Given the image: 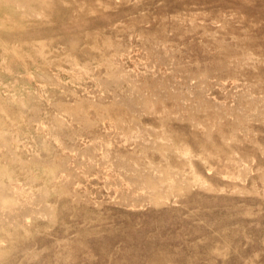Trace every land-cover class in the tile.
Returning a JSON list of instances; mask_svg holds the SVG:
<instances>
[{
  "label": "rangeland",
  "instance_id": "1",
  "mask_svg": "<svg viewBox=\"0 0 264 264\" xmlns=\"http://www.w3.org/2000/svg\"><path fill=\"white\" fill-rule=\"evenodd\" d=\"M0 264H264V0H0Z\"/></svg>",
  "mask_w": 264,
  "mask_h": 264
}]
</instances>
